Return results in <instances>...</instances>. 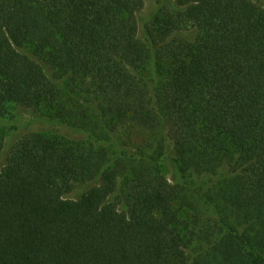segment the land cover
I'll return each mask as SVG.
<instances>
[{"label": "trees", "instance_id": "obj_1", "mask_svg": "<svg viewBox=\"0 0 264 264\" xmlns=\"http://www.w3.org/2000/svg\"><path fill=\"white\" fill-rule=\"evenodd\" d=\"M144 7L0 0V114L47 106L87 132L94 115L62 102L84 88L107 138L130 126L156 147L154 160L140 148L120 193L127 167L111 165L107 140L25 135L0 170V264H264V4L164 0L146 37ZM222 171L204 194L216 219L194 232L176 209L190 205L182 183ZM77 184L90 187L72 200Z\"/></svg>", "mask_w": 264, "mask_h": 264}, {"label": "rangeland", "instance_id": "obj_2", "mask_svg": "<svg viewBox=\"0 0 264 264\" xmlns=\"http://www.w3.org/2000/svg\"><path fill=\"white\" fill-rule=\"evenodd\" d=\"M263 2L264 0H254ZM145 7L139 14V22L143 35L148 30L149 25L155 20L163 10L164 0H144ZM146 37V34H145ZM151 47L153 53V61L149 67L147 74L150 81L151 90L157 86L162 79L157 53ZM70 91V90H68ZM62 102L72 108L80 111V108L85 107L92 113L93 121L89 123L87 132L82 131L77 126L65 123L60 119L58 112L55 109L43 106L42 111L37 116L28 112L20 111L14 106H9L5 114H0V170H2L7 162L8 154L11 147L25 135L37 133L47 137H56L62 140H67L77 144L86 146H99L97 139L101 143L105 139V149L111 165L120 164L127 167V174L120 176L118 180L119 192H122L124 184L129 178L128 169L131 163H139L138 153L140 148L147 155L148 160L155 159V146L151 147L153 139L145 136L141 137L134 133L130 126L125 127L118 125L111 134V137L105 135V130L102 128L99 119L96 117L97 102L94 97L87 94L84 90L77 91L73 94L63 93ZM93 134V137H90ZM145 140L149 142H145ZM155 144V143H154ZM160 168L164 175L171 180L173 177V161L170 156L160 161ZM128 164V165H127ZM227 172L222 171L217 177L214 176H193L184 179L182 186L185 190V195L188 197V204L182 202L176 203V209L179 211L182 220L188 222L189 228L194 232L200 233V229L207 221H215L216 217L211 207L205 204L204 194L212 188L215 183L219 182L226 176ZM90 185L77 184L75 191L68 196L72 200L79 199L83 193L89 189ZM200 253V240H195L188 255L191 262Z\"/></svg>", "mask_w": 264, "mask_h": 264}]
</instances>
